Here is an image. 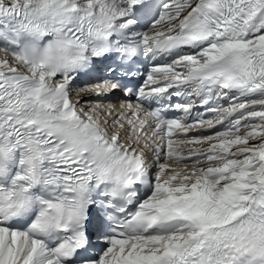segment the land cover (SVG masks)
Returning a JSON list of instances; mask_svg holds the SVG:
<instances>
[{
	"label": "snow or ice",
	"instance_id": "1",
	"mask_svg": "<svg viewBox=\"0 0 264 264\" xmlns=\"http://www.w3.org/2000/svg\"><path fill=\"white\" fill-rule=\"evenodd\" d=\"M0 264H264V0H0Z\"/></svg>",
	"mask_w": 264,
	"mask_h": 264
}]
</instances>
